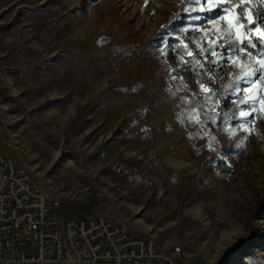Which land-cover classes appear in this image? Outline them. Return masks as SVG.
<instances>
[{"label":"rangeland","instance_id":"374dc122","mask_svg":"<svg viewBox=\"0 0 264 264\" xmlns=\"http://www.w3.org/2000/svg\"><path fill=\"white\" fill-rule=\"evenodd\" d=\"M214 3L0 0V155L67 218H109L189 264H264V48L234 51L264 46L249 31L264 0Z\"/></svg>","mask_w":264,"mask_h":264},{"label":"built area","instance_id":"2783aa9c","mask_svg":"<svg viewBox=\"0 0 264 264\" xmlns=\"http://www.w3.org/2000/svg\"><path fill=\"white\" fill-rule=\"evenodd\" d=\"M184 254L109 218H67L55 192L0 155V264H189Z\"/></svg>","mask_w":264,"mask_h":264},{"label":"snow or ice","instance_id":"6c2138e0","mask_svg":"<svg viewBox=\"0 0 264 264\" xmlns=\"http://www.w3.org/2000/svg\"><path fill=\"white\" fill-rule=\"evenodd\" d=\"M242 2V0H234V3L236 5H239ZM182 3L186 4V5H190L191 10H195L196 7H200L201 11L205 12L206 14H210L211 12L218 10V6L214 3V0H182ZM184 11H189V7H185ZM228 10L225 9V13ZM243 11V9L241 10ZM217 19H220V17H217ZM248 23L251 24L253 23L251 17H249ZM162 29H164V31H162L160 33V39H161V43H166L164 40V33L166 31V26H162ZM249 31H254L257 33V35L260 37L261 40H264V14H262L260 16V23L257 25V27L255 28H250ZM255 47H262L264 48V46H261L259 44V41H249L248 43L244 44L243 47H239L234 49V51L236 52V54L238 55L240 52L243 51H249V55H252L250 49L251 48H255ZM261 60H260V65L261 67H264V53H261ZM231 59V58H229ZM254 79L251 80V83H255L257 80H264V74L258 75L256 76L254 73ZM248 81H245V83H247ZM201 89L204 91H208L210 92L211 89H206L204 87V85H201ZM250 122V121H249Z\"/></svg>","mask_w":264,"mask_h":264},{"label":"bare ground","instance_id":"6f19581e","mask_svg":"<svg viewBox=\"0 0 264 264\" xmlns=\"http://www.w3.org/2000/svg\"><path fill=\"white\" fill-rule=\"evenodd\" d=\"M262 101H264V95L263 94H261L260 92L256 95V102L258 103V104H260L261 105V102ZM258 109L257 108H255V109H253L252 111H254V112H256ZM234 160L232 159V160H230V162L232 163Z\"/></svg>","mask_w":264,"mask_h":264}]
</instances>
